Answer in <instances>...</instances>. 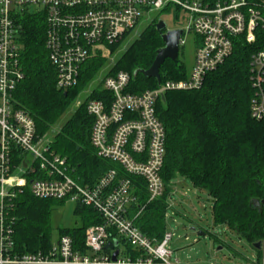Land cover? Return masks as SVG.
Masks as SVG:
<instances>
[{"label":"built area","instance_id":"2783aa9c","mask_svg":"<svg viewBox=\"0 0 264 264\" xmlns=\"http://www.w3.org/2000/svg\"><path fill=\"white\" fill-rule=\"evenodd\" d=\"M165 7L191 14L188 29L200 39L192 68L183 79L160 81L140 93L129 90L131 75L125 71L102 79L99 97L86 102L93 119L90 142L99 157L114 162L119 170L110 168L92 185L82 186L67 170L64 158L37 136L30 115L15 104L13 92L23 77L17 20L25 13L43 14L55 84L66 90L77 83L91 52L132 33L143 11ZM257 25L264 26V15L247 0H0V264H180L169 260L171 232L165 231L160 240L150 239L127 216L135 201L136 185L130 177L143 180L148 200L162 194L166 134L155 114L157 100L169 90L198 89L205 75L231 54L232 37L244 33L252 42ZM183 43L181 36L179 45ZM250 77L255 90L251 116L264 120V49L252 55ZM24 187L36 198L79 202L100 214L103 223L85 230L86 252L67 235H59L44 251L16 249L8 212ZM120 240L136 250L135 256L125 252L122 256ZM107 241L118 244L107 250ZM259 251L261 259L247 264H264V240Z\"/></svg>","mask_w":264,"mask_h":264},{"label":"trees","instance_id":"16d2710c","mask_svg":"<svg viewBox=\"0 0 264 264\" xmlns=\"http://www.w3.org/2000/svg\"><path fill=\"white\" fill-rule=\"evenodd\" d=\"M247 2L264 15V0ZM160 11L167 12L169 8ZM158 20L145 26L109 70L108 74L129 73V90L133 93L157 86L154 78L133 73L149 68L157 49L163 46L160 32L155 28ZM17 23L23 77L13 97L16 106L34 121L37 136L45 138L80 90L104 66L106 56L100 48L91 52L80 68L77 83L61 90L56 87V72L48 60L43 14L25 13ZM253 32L252 42L246 41L244 33L232 37L231 54L205 75L198 89L169 90L163 99L157 100L155 114L166 134L160 171L163 192L148 200L143 180L130 177L136 185L135 201L127 213L148 238H162L166 230L164 216L167 197L171 194L170 183L181 177L210 197L211 215L216 225L224 226L251 246L264 240V207L256 204L264 199V120L254 119L250 111L255 95L250 62L253 54L264 49V26L257 25ZM159 75L161 81L178 80L185 78L186 72L177 57L176 60L165 59ZM100 84L89 98L99 97ZM86 102L76 107L60 127L52 131L48 140V148L64 158L67 170L82 186L92 185L110 168L119 170L114 162L99 157L90 142L93 119L86 110ZM62 201L36 198L28 187L16 195L8 216L19 252L44 251L51 246L50 215L55 204ZM75 203L73 213L79 224L59 229L58 236L67 235L76 248L86 252V228L103 223V219L93 208ZM119 242L128 256H135L137 252L133 247Z\"/></svg>","mask_w":264,"mask_h":264},{"label":"rangeland","instance_id":"374dc122","mask_svg":"<svg viewBox=\"0 0 264 264\" xmlns=\"http://www.w3.org/2000/svg\"><path fill=\"white\" fill-rule=\"evenodd\" d=\"M149 18V19H148ZM162 19L167 28L183 29L184 43L179 45L178 59L189 74L193 62L195 50L199 45V37L193 31H187L191 24V14L179 9L142 12L138 26L122 40L101 47L106 56V62L92 80L76 95L73 102L63 113L60 119L47 132L45 139L52 137V131L68 118L72 111L82 102L86 101L94 89L107 75H112L109 70L115 60L120 56L129 44L140 34L148 23L154 19ZM171 194L167 197V208L164 216L165 229L173 234L169 241L172 250L171 262L178 261L180 264H247L249 261L261 259V253L240 239L236 234L224 226L216 225L211 215V199L203 190L192 187L191 183L181 177L175 178L170 183ZM76 203L70 200L58 202L53 207L50 215V228L52 240L58 237L59 229L78 225L79 221L73 210ZM195 227L204 235H197ZM88 228V227H87ZM86 228V229H87ZM125 257L124 246L119 247Z\"/></svg>","mask_w":264,"mask_h":264},{"label":"water","instance_id":"95a60500","mask_svg":"<svg viewBox=\"0 0 264 264\" xmlns=\"http://www.w3.org/2000/svg\"><path fill=\"white\" fill-rule=\"evenodd\" d=\"M155 28L157 31L160 32V37L163 42V46L157 49L156 55L154 57V60L149 68L147 69H138L135 70L133 75H137L138 73L145 76L154 78L156 80V83L159 84L161 81L160 75H159V68L165 61V59L170 60H176L178 57L179 52V39L183 34V29L181 28H167L166 23L159 19L155 23ZM189 31V29H187ZM163 99V96L161 97ZM257 205H262L264 207V199L256 202ZM192 230L197 231V235H204L203 232L198 231L195 227L191 228ZM118 242L114 241H107L105 245V249L111 250L114 246H117ZM252 247L255 249L261 248V241H257L252 244ZM117 250H115L112 254V260L114 261L116 259Z\"/></svg>","mask_w":264,"mask_h":264},{"label":"crops","instance_id":"0c3cea01","mask_svg":"<svg viewBox=\"0 0 264 264\" xmlns=\"http://www.w3.org/2000/svg\"><path fill=\"white\" fill-rule=\"evenodd\" d=\"M165 231H167V230H165Z\"/></svg>","mask_w":264,"mask_h":264}]
</instances>
